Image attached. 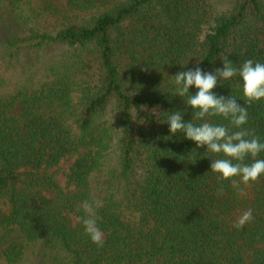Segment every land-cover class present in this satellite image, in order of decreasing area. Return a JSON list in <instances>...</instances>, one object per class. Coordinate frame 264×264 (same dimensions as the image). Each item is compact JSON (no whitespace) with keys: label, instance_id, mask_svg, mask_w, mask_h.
<instances>
[{"label":"trees","instance_id":"obj_1","mask_svg":"<svg viewBox=\"0 0 264 264\" xmlns=\"http://www.w3.org/2000/svg\"><path fill=\"white\" fill-rule=\"evenodd\" d=\"M249 59L264 63V0H0V264H264V176L218 195L217 157L167 124L193 119L168 77ZM242 87L213 91L264 142V100Z\"/></svg>","mask_w":264,"mask_h":264},{"label":"clouds","instance_id":"obj_2","mask_svg":"<svg viewBox=\"0 0 264 264\" xmlns=\"http://www.w3.org/2000/svg\"><path fill=\"white\" fill-rule=\"evenodd\" d=\"M237 76L242 80V92L248 105L264 100V63L251 59L239 67L224 60L223 66L214 72H204L197 65L194 69L168 77L174 85L175 96L187 97L185 104L191 108L193 117L186 123L182 112L168 113L169 131L172 135L183 133L184 138L194 142L197 148H205L217 157L211 160L210 169L220 184L218 195L223 194V182L230 181L243 193L244 188L264 176V159L257 158L264 152V142L254 129L243 127L249 119L247 107L231 95L218 96L213 91L218 82L222 85ZM193 87L196 89L194 95L189 94ZM212 117L223 118L228 125L214 124ZM249 158L252 162L245 163ZM102 207V201L85 200L82 202L85 215L80 218L85 234L98 248L103 247V232L97 223L99 217L96 213ZM253 220V210L249 208L241 213L233 227L243 229Z\"/></svg>","mask_w":264,"mask_h":264},{"label":"rangeland","instance_id":"obj_3","mask_svg":"<svg viewBox=\"0 0 264 264\" xmlns=\"http://www.w3.org/2000/svg\"><path fill=\"white\" fill-rule=\"evenodd\" d=\"M221 6H222V5H221ZM1 67H3V64H0V68H1ZM65 167H66V166H65ZM65 167H64V168H65ZM64 168H63V169H64ZM59 173H60V172H59ZM58 180H62V179L59 177Z\"/></svg>","mask_w":264,"mask_h":264}]
</instances>
